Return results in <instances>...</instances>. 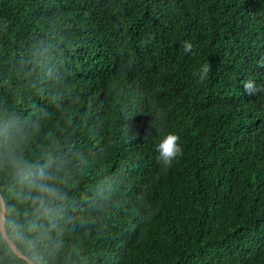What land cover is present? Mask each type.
<instances>
[{
	"label": "trees",
	"instance_id": "16d2710c",
	"mask_svg": "<svg viewBox=\"0 0 264 264\" xmlns=\"http://www.w3.org/2000/svg\"><path fill=\"white\" fill-rule=\"evenodd\" d=\"M249 79L264 86V0H0V108L36 125L30 159L88 161L66 189V214L96 220L67 237L74 264H264ZM168 132L183 151L165 168Z\"/></svg>",
	"mask_w": 264,
	"mask_h": 264
},
{
	"label": "clouds",
	"instance_id": "9594fccd",
	"mask_svg": "<svg viewBox=\"0 0 264 264\" xmlns=\"http://www.w3.org/2000/svg\"><path fill=\"white\" fill-rule=\"evenodd\" d=\"M183 47L186 53L193 50L189 41ZM210 67L204 64L195 73L199 83L207 79ZM242 83L248 95L264 93V86L251 79ZM35 128L15 111L0 108V264H74L82 248L67 237L96 220L66 214V189L73 172L88 161L82 152L64 154L52 147L45 150L43 162L30 159L26 147ZM179 140L177 134L168 132L155 145L156 159L163 167H171L182 155ZM102 196L98 189L93 207Z\"/></svg>",
	"mask_w": 264,
	"mask_h": 264
}]
</instances>
